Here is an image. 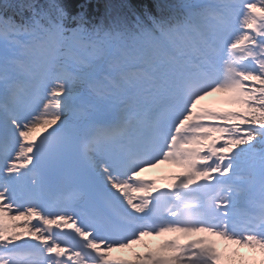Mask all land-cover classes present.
Listing matches in <instances>:
<instances>
[{
    "label": "snow or ice",
    "instance_id": "snow-or-ice-1",
    "mask_svg": "<svg viewBox=\"0 0 264 264\" xmlns=\"http://www.w3.org/2000/svg\"><path fill=\"white\" fill-rule=\"evenodd\" d=\"M90 6L0 0V264H264V0Z\"/></svg>",
    "mask_w": 264,
    "mask_h": 264
},
{
    "label": "trees",
    "instance_id": "trees-1",
    "mask_svg": "<svg viewBox=\"0 0 264 264\" xmlns=\"http://www.w3.org/2000/svg\"><path fill=\"white\" fill-rule=\"evenodd\" d=\"M148 1L149 3H153L151 7L154 8L155 4L159 2V0H89L90 8L88 9V15L91 20L96 18L99 12L107 10L108 5H127L128 8L136 10L137 12L144 10V4ZM70 5L69 11L71 13H75L79 10V5L83 3V0H68Z\"/></svg>",
    "mask_w": 264,
    "mask_h": 264
}]
</instances>
